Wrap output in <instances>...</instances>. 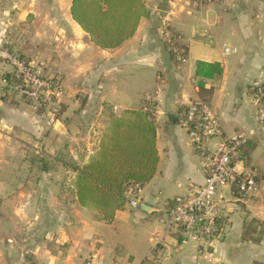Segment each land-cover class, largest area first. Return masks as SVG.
I'll list each match as a JSON object with an SVG mask.
<instances>
[{
  "label": "crops",
  "instance_id": "crops-1",
  "mask_svg": "<svg viewBox=\"0 0 264 264\" xmlns=\"http://www.w3.org/2000/svg\"><path fill=\"white\" fill-rule=\"evenodd\" d=\"M72 1L0 0V264L132 262L134 256L121 252L125 243L108 242L114 222L141 224L177 192L204 184L185 125L196 102L211 107L226 137L251 135L246 167L257 174L259 192L245 202L228 197L221 204L222 231L201 246L177 231L146 236L152 246L142 264H264V167L253 164L257 151L264 165L253 103L264 83V0H145L149 16L113 50L98 47L74 21ZM168 32L184 46V63L167 50ZM224 46L237 53L226 54ZM5 52L19 53L63 87L57 117L50 109L38 112L10 88L6 75L14 69ZM198 62L221 63L223 74L202 80L200 88ZM149 96L156 104L157 173L137 194L140 206L126 205L108 223L81 206L77 169L99 150L111 120Z\"/></svg>",
  "mask_w": 264,
  "mask_h": 264
},
{
  "label": "trees",
  "instance_id": "trees-1",
  "mask_svg": "<svg viewBox=\"0 0 264 264\" xmlns=\"http://www.w3.org/2000/svg\"><path fill=\"white\" fill-rule=\"evenodd\" d=\"M71 14L93 43L101 49L113 50L136 33L149 11L145 0H73ZM180 48L185 51L184 46ZM167 50L175 59L169 45ZM13 54L29 64L19 53ZM223 71L221 63L198 62V86H203L202 80L220 77ZM6 80L10 88L17 84L14 74H7ZM155 112L154 100H144L139 108L113 118L99 150L86 165L77 169L76 187L81 206L93 208L108 223L125 209L130 201L128 191L142 189L157 173L160 157Z\"/></svg>",
  "mask_w": 264,
  "mask_h": 264
},
{
  "label": "built area",
  "instance_id": "built-area-1",
  "mask_svg": "<svg viewBox=\"0 0 264 264\" xmlns=\"http://www.w3.org/2000/svg\"><path fill=\"white\" fill-rule=\"evenodd\" d=\"M166 41L175 59L184 63L185 51L181 49L179 39L166 33ZM226 54H236L237 49L224 46ZM4 58L13 67L17 84L15 93L32 102L37 108L50 109L57 117L59 101L64 96L63 87L54 79L43 77L30 64L18 56L5 52ZM146 100H153L147 97ZM253 103L258 107L257 121L261 133H264V83L257 86L253 94ZM185 125L189 129L191 145L201 157V169L204 184L196 191L175 197L166 206V235L171 231L184 234V242L192 241L203 245L218 237L222 231L224 216L222 203L230 199L245 202L259 192L257 174L246 167L245 148L251 141V135L234 133L226 137L220 120L206 103H192L186 112ZM254 135V133H252ZM219 139V144L211 148L210 142ZM139 188H131L128 208L140 206L137 194ZM142 264V263H141Z\"/></svg>",
  "mask_w": 264,
  "mask_h": 264
},
{
  "label": "rangeland",
  "instance_id": "rangeland-1",
  "mask_svg": "<svg viewBox=\"0 0 264 264\" xmlns=\"http://www.w3.org/2000/svg\"><path fill=\"white\" fill-rule=\"evenodd\" d=\"M258 149H260V147ZM259 154L260 153L257 151L254 153L253 164L264 167V165L262 163L260 164V161L258 160ZM173 191H171L170 193H172ZM177 193H178L177 196H181L184 194L182 192H177ZM177 196L171 197L169 200H173ZM165 197L166 195H162L161 198L164 200ZM169 200H165L163 203H161L160 212L156 213L148 221H145L141 224H137L133 220L129 224H123L122 222L117 220L114 222L112 227L109 228L108 231L111 233V238L108 239V242L110 243L111 240L116 239L118 241H121L122 243H125V244H122L121 246V252H125V254L129 253L132 256H134V260L132 262H129L128 264H141L142 263L146 252H148V250L152 246V244H148L147 242L144 241L146 239V236L148 237L149 236H152V237L160 236L161 237L163 235H166L167 227H166V223L163 220H165L167 217L166 206L169 203ZM95 212L97 211L95 210ZM173 232L174 231L172 230L171 233ZM136 234L141 235L139 239L140 244L138 241L135 240ZM187 242L189 243V245H193L192 241H187Z\"/></svg>",
  "mask_w": 264,
  "mask_h": 264
},
{
  "label": "water",
  "instance_id": "water-1",
  "mask_svg": "<svg viewBox=\"0 0 264 264\" xmlns=\"http://www.w3.org/2000/svg\"><path fill=\"white\" fill-rule=\"evenodd\" d=\"M139 203L141 204V201Z\"/></svg>",
  "mask_w": 264,
  "mask_h": 264
}]
</instances>
